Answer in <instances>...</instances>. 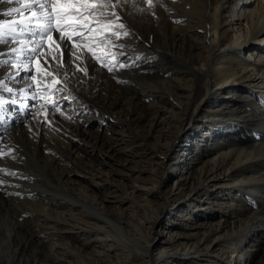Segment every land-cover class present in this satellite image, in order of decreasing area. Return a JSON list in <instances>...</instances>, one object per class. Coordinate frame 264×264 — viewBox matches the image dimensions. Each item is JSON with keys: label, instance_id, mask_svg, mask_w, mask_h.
Masks as SVG:
<instances>
[{"label": "bare ground", "instance_id": "6f19581e", "mask_svg": "<svg viewBox=\"0 0 264 264\" xmlns=\"http://www.w3.org/2000/svg\"><path fill=\"white\" fill-rule=\"evenodd\" d=\"M51 2L38 0L54 14ZM38 3L0 0V122L8 128L0 131V264L251 263L246 247L264 237V0H97L77 5L84 18L62 21V31L53 21L51 38ZM89 108L116 118L122 136L131 131L133 154L166 150L164 168L151 160V176H133L136 217L68 177L77 158L86 165L80 154L90 157L78 138L115 151L121 140L90 135ZM165 120L172 136H159ZM48 124L66 136V149ZM188 155L193 169L180 173ZM172 177L178 185L167 192ZM217 194L222 210H207ZM154 195L169 214L184 204L190 221L202 218L190 223L196 240L160 248L150 233L163 218ZM196 196L202 202H191ZM257 250L254 264H264V246Z\"/></svg>", "mask_w": 264, "mask_h": 264}, {"label": "rangeland", "instance_id": "374dc122", "mask_svg": "<svg viewBox=\"0 0 264 264\" xmlns=\"http://www.w3.org/2000/svg\"><path fill=\"white\" fill-rule=\"evenodd\" d=\"M237 1H241V0H231V3H230L231 6L237 7V4H238ZM242 5H243L242 8H243L245 15L248 14L250 11L249 10L250 5H244L243 3H241V5L239 4L240 7ZM78 20L80 19L77 18L76 21ZM70 23L74 25L73 20L69 21V24ZM78 26L79 25H77V28ZM80 27L82 29L83 27L92 28L93 25L92 24L91 25L82 24ZM75 33L76 31L74 30L71 34L75 35ZM260 40H261V43L263 42L262 44L264 46V34L260 36ZM253 46H257V45L254 44ZM59 59L61 60V62L63 61L62 56ZM61 64L64 65V63H61ZM111 64H113L114 66L118 65L114 61H112ZM108 68L109 66L105 67V69L107 70ZM78 71L79 69H76V72ZM20 74H21V77L25 75V77L28 76L30 78L31 76L28 70H24ZM66 107H67L66 105H63V108H66ZM12 110H17V108H12ZM34 111L35 110L30 111V109H27L28 113L34 112ZM201 115L202 114H200V117H202ZM82 118H84V120L88 119V123L86 124V126H87V130L90 133V135L94 137L98 135H104V136H110V137L120 136L121 140L117 143V149L115 151L112 149L111 150L107 149L102 144L97 145L94 143L93 140H90V138H85V136L78 138L77 140H79L81 147L89 151L90 157L85 155L84 153L80 154V158L82 157L86 165L76 166L75 165L76 162L82 163V161L78 160V158L77 160L73 162L74 166L70 168V171L68 173V177L70 178V181L72 182L73 185L75 184V187H77L79 190L85 191L88 194V196H92V197L94 196V198L96 196H99L103 198L104 200H106L107 204L109 203L117 204L118 201L121 202L118 204L122 205L121 209L124 210V212H127L128 217L129 218L136 217V215L139 214L138 212L139 209H137L136 207L134 208V205L130 202L131 201L130 199H133L135 196H129V194L127 193V190L131 189V184L133 183V176H135L136 174L142 175V178H145V177L148 178L149 175L151 176L152 174H150L151 172L150 170H151V164H153L152 162H154V164L156 163L155 167L164 168L165 166L164 164L165 155L164 154L166 150L162 149L161 150L162 152L160 153V152L153 151V148L149 147L150 150L147 152H143V154H140V155L133 154L132 153L133 148L130 145V140L133 138V135L130 130H126L125 136H122L119 132L120 131L122 132L124 127L123 126L119 127L116 118L110 115H102L99 111H94V109L92 108H89L88 110L85 109L82 114ZM184 123H186V120ZM0 125L2 126V128H0V131L8 129L7 126L3 122H0ZM47 126H48V129H50L48 130L47 134L51 136L52 135L55 136L59 140V142H61L62 144L61 146L63 148L65 147L64 149H66V145L68 144V142L65 139L66 136H64L59 130H57L52 125L48 124ZM114 126L118 128L117 131L111 130ZM175 131H176V128H173V126H170L167 121L166 123L164 122V125L163 123L160 124V131L158 132H159V136L165 135L166 137H168V136H172ZM56 132L57 134H55ZM110 137L108 138L110 139ZM148 152H153V153L151 155H148ZM193 164L195 163L191 160V156L188 155L183 158L182 164H180L177 169L180 173L181 172L186 173L188 168L191 170L193 169V166H194ZM193 176H196V175L193 174ZM193 178L194 177H192L190 180V183H189L190 185L195 184L194 183L195 179ZM175 180L176 178L172 177L168 180L167 183H165L163 187L167 192L171 191L174 187L175 188L177 187L178 183H174ZM145 183L146 184L144 185H147V181H145ZM79 190L76 192L78 196L80 195ZM53 193L57 194V191ZM197 197L198 196L195 197V200H192V201L190 200V201L195 202V203L202 202L200 200H197ZM222 198L223 197H220L218 194L212 195L210 196V198H206V201H208L210 204L208 202L207 203L204 202V206L207 207V210L209 209V211L211 210L216 211L218 209H221L219 204L221 201H223V200H220ZM137 199H141V197H138ZM152 199L155 200V203H156L155 206L162 207L161 208L162 209L161 212L163 213L162 223L159 227L156 228V230H152V232H150L152 237L160 238V242L158 245L160 246L161 249L162 248H166V249L173 248L176 244L177 245L182 244L183 242L188 241V240L189 241L196 240L198 236V233L196 232H199V230L195 226H192L191 224L195 222L199 223L200 221L202 222L201 220L202 218L195 216V219L192 220L193 222L190 221L191 219L187 218L188 216L187 212L189 211L187 207L189 206L184 205V204L177 207L174 210L173 214H169L168 213L169 206L163 204L162 199H160L157 195H154ZM106 207L110 208L108 205ZM140 213L143 214V212H140ZM202 213H203V216L206 215L205 211ZM143 215H145V213ZM220 215L222 214L219 213L217 216V219L221 218ZM209 216H210V212L209 214L206 215V217L208 218ZM217 219H214V220H217ZM210 220H212V218ZM85 226L89 227V224L86 222ZM2 231L3 232L1 234L0 242L3 244L5 243L4 238H6V233L4 229H2ZM158 231L160 232L159 234L157 233ZM53 232H54L53 229H49L47 233L53 234ZM65 232H67L68 234H74V233H71L70 231H65ZM85 239L87 240V238ZM85 239L84 237L81 238L74 234V236L72 235V239L70 240L71 241L73 240V242L77 244L79 243L81 244L86 241ZM253 239L254 240L250 242V244H248V246L246 247L247 253L251 252L252 253L251 255L253 257L252 259L253 261H251V263L249 264H254L256 262L255 260L259 256L257 254L258 252L257 249L262 248V246H264V244L262 243V241L264 240V237L259 238L256 236ZM57 241H58L57 239L50 240L49 244L54 245ZM181 246H184V244ZM215 252L225 253L224 251H222L221 247H217Z\"/></svg>", "mask_w": 264, "mask_h": 264}, {"label": "snow or ice", "instance_id": "6c2138e0", "mask_svg": "<svg viewBox=\"0 0 264 264\" xmlns=\"http://www.w3.org/2000/svg\"><path fill=\"white\" fill-rule=\"evenodd\" d=\"M37 3H38V0H37ZM147 3L149 5H152V0H147ZM96 4H97V0H52L49 7L54 10V14H53V13L47 12V9H45L44 4L38 3V7L42 10H45V13L49 20V24L45 29L47 33V37L51 38V31H52L51 25L53 21L56 24V30L62 31L63 30L62 24H61L62 21H66V20L75 21L77 18L79 19L84 18V15L80 12V9L77 7V5H90L91 7L95 8ZM8 15H11V13H8ZM32 15L36 16V13L33 12ZM0 27H3V25H0ZM120 27L123 28L124 25L121 24ZM124 34L127 35L128 33L125 32ZM9 91H11V89H9Z\"/></svg>", "mask_w": 264, "mask_h": 264}]
</instances>
